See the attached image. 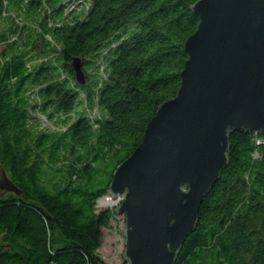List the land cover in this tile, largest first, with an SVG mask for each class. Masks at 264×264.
<instances>
[{
  "label": "trees",
  "instance_id": "obj_1",
  "mask_svg": "<svg viewBox=\"0 0 264 264\" xmlns=\"http://www.w3.org/2000/svg\"><path fill=\"white\" fill-rule=\"evenodd\" d=\"M197 1L78 0L67 12L71 0H0V167L21 190L0 188V264H107L98 250L115 212L97 201L176 96ZM229 142L175 264H264V140Z\"/></svg>",
  "mask_w": 264,
  "mask_h": 264
},
{
  "label": "water",
  "instance_id": "obj_2",
  "mask_svg": "<svg viewBox=\"0 0 264 264\" xmlns=\"http://www.w3.org/2000/svg\"><path fill=\"white\" fill-rule=\"evenodd\" d=\"M200 18L175 97L163 102L139 147L114 171L125 194L128 264H175L204 198L228 166L230 135H264V0H198ZM81 58L73 67L85 84ZM0 188L21 190L5 175ZM99 264V263H97Z\"/></svg>",
  "mask_w": 264,
  "mask_h": 264
},
{
  "label": "rangeland",
  "instance_id": "obj_3",
  "mask_svg": "<svg viewBox=\"0 0 264 264\" xmlns=\"http://www.w3.org/2000/svg\"><path fill=\"white\" fill-rule=\"evenodd\" d=\"M76 2H78V0H71V2L68 4L67 12H69L72 9H76L78 7V4ZM20 15H22L25 19H27L24 13ZM4 23H6L7 26L9 25L8 22H4ZM37 42L38 44H40L39 40H37ZM39 121L40 122L37 121V123H40L39 128L41 130L47 131L49 129H53L55 125V123H53V121L47 116L45 117L42 115ZM258 139L264 140V137L263 136L257 137L256 142ZM258 155H259L258 153H255L254 156L256 157ZM112 169H113L112 165L109 166L107 169H105V171H103L99 175L98 181L102 182L103 184H106L110 178ZM46 170H48L49 173L52 174L54 171V168L49 166V168H46ZM3 172L4 171L2 167H0V180L5 178V176L3 175ZM124 197H125V194L115 196L111 192H108L107 195H105L104 197H101L97 201L98 211L110 208L114 210L115 212V215L111 218L109 225L103 229L102 245L100 249L98 250L99 255L107 264H128L129 263V260H126L123 256V254H125V248H126V243H125L126 234L124 232L125 227H126V216L125 214L117 213V208L122 204Z\"/></svg>",
  "mask_w": 264,
  "mask_h": 264
},
{
  "label": "built area",
  "instance_id": "obj_4",
  "mask_svg": "<svg viewBox=\"0 0 264 264\" xmlns=\"http://www.w3.org/2000/svg\"><path fill=\"white\" fill-rule=\"evenodd\" d=\"M97 113H98V109H97V107H95V108H93L92 110H91V116H95V115H97ZM257 137H259V135L257 136L256 135V138ZM262 140H260V139H258L257 140V143H260Z\"/></svg>",
  "mask_w": 264,
  "mask_h": 264
}]
</instances>
